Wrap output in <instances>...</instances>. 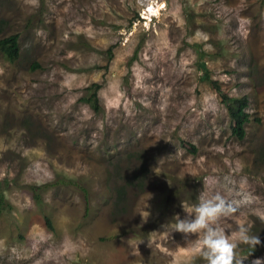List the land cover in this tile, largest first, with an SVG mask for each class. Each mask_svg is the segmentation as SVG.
Listing matches in <instances>:
<instances>
[{
  "label": "rangeland",
  "instance_id": "374dc122",
  "mask_svg": "<svg viewBox=\"0 0 264 264\" xmlns=\"http://www.w3.org/2000/svg\"><path fill=\"white\" fill-rule=\"evenodd\" d=\"M12 35L19 57L0 51V264H206L201 234L163 227L201 192L250 194L217 224L259 236L237 248L243 264L264 258V0H0V40ZM203 68L248 98L244 140ZM94 85L100 113L84 102Z\"/></svg>",
  "mask_w": 264,
  "mask_h": 264
},
{
  "label": "clouds",
  "instance_id": "9594fccd",
  "mask_svg": "<svg viewBox=\"0 0 264 264\" xmlns=\"http://www.w3.org/2000/svg\"><path fill=\"white\" fill-rule=\"evenodd\" d=\"M208 183H219L217 178L209 177ZM227 186L228 178H225ZM250 194L241 193L238 198L228 199L221 192L212 195L201 192L198 203L195 204L193 214L181 219L178 215L173 218L174 223L164 225L165 231L171 228V232H179L187 237L191 234H201L198 241V249L206 264H243L246 259H238L237 248L242 244L255 250L261 245L257 234L250 232L249 228L239 225L230 234H226L224 228L217 224L221 217H228L238 211V208L246 203ZM148 216L149 212L145 211ZM146 221V220H145ZM170 232V233H171ZM252 264H264V258L252 261Z\"/></svg>",
  "mask_w": 264,
  "mask_h": 264
},
{
  "label": "trees",
  "instance_id": "16d2710c",
  "mask_svg": "<svg viewBox=\"0 0 264 264\" xmlns=\"http://www.w3.org/2000/svg\"><path fill=\"white\" fill-rule=\"evenodd\" d=\"M0 51L6 59L10 61H15L20 55L19 35H12L10 37L1 39L0 40ZM202 67H205V65H202ZM38 68H39L38 64H34V66L32 67V69L34 70ZM203 69L205 71V81L210 83V85L219 95L223 104H225L227 107V110L232 120V135L238 140H244L247 134L246 126L247 124L250 123V115L247 112V109L249 107L248 98L247 97H242V98L230 97L227 93H225L222 90L218 82L211 81L208 70L205 68ZM93 89L94 90L91 96L88 97L87 99H84V102L89 104V106L94 112L100 113L101 106H100V99H99L98 92L101 89V85H94ZM189 150L194 154L196 153V148L194 146H191ZM67 182L68 184L74 185L75 187L79 188L84 193L86 199L88 200V190H86V188L81 187L79 181H64V184L67 185ZM60 184H62V182ZM42 188L46 189L47 186L42 187ZM42 188L33 187L32 189L34 199L37 205H39L40 207L43 202L42 197H41L42 195L40 193ZM117 196H118V204L120 205V203L122 202L124 198V190L123 189L117 190ZM4 203H5V196L3 195V193H0V213L3 209ZM45 222L48 228L53 229L52 222L47 216L45 217ZM247 252L248 251H246V253Z\"/></svg>",
  "mask_w": 264,
  "mask_h": 264
}]
</instances>
